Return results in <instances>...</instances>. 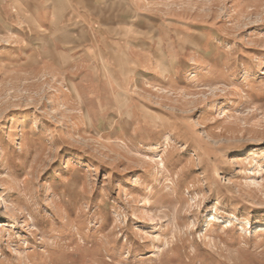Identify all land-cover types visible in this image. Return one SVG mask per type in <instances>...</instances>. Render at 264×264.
<instances>
[{"label":"rangeland","instance_id":"obj_1","mask_svg":"<svg viewBox=\"0 0 264 264\" xmlns=\"http://www.w3.org/2000/svg\"><path fill=\"white\" fill-rule=\"evenodd\" d=\"M82 3L0 31V264H264V0Z\"/></svg>","mask_w":264,"mask_h":264},{"label":"crops","instance_id":"obj_2","mask_svg":"<svg viewBox=\"0 0 264 264\" xmlns=\"http://www.w3.org/2000/svg\"><path fill=\"white\" fill-rule=\"evenodd\" d=\"M82 2L84 0H0V31L25 26L36 38L44 34L53 39L56 34L62 37L69 33L77 37L78 27L87 19L80 7Z\"/></svg>","mask_w":264,"mask_h":264}]
</instances>
